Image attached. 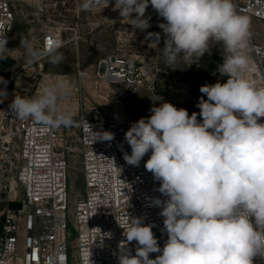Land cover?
<instances>
[{
    "label": "clouds",
    "instance_id": "obj_1",
    "mask_svg": "<svg viewBox=\"0 0 264 264\" xmlns=\"http://www.w3.org/2000/svg\"><path fill=\"white\" fill-rule=\"evenodd\" d=\"M109 3L83 0L81 7L104 9ZM149 4L165 21L158 24L164 34L159 52L168 66L180 58L191 66L219 45L217 71L227 79L200 86L199 113L189 115L160 97L159 106L154 102L149 109L151 115L132 122L124 133L131 148V154L123 153L128 165L138 167L150 153L144 167L164 197L153 198L152 205L164 218L161 232L167 240L161 248L154 225L144 224L143 217L129 218L127 229L122 227L126 242L120 244L119 264L264 262V86L248 75L250 18L236 11L233 0H114L112 10L143 31L151 26V17L145 16ZM148 37L159 43L161 34L150 32ZM7 43V36H0V60L12 51ZM20 46L32 58L47 55L52 64L62 59L55 53L59 42L49 43L46 53L23 39ZM7 83L0 77V103L8 97ZM66 94L63 82L45 83L32 97L14 94L9 109L20 119L67 127L73 118L58 107ZM88 127L95 140L114 139L113 132ZM103 235L111 238L110 232ZM132 241L137 242L135 255L126 246ZM151 253L159 255L150 258Z\"/></svg>",
    "mask_w": 264,
    "mask_h": 264
},
{
    "label": "built area",
    "instance_id": "obj_2",
    "mask_svg": "<svg viewBox=\"0 0 264 264\" xmlns=\"http://www.w3.org/2000/svg\"><path fill=\"white\" fill-rule=\"evenodd\" d=\"M233 3L236 11L250 20L264 21V0ZM16 5V0H0V36H7L8 48L16 25ZM49 41L53 45L59 42L55 51L63 44L59 35L47 29L42 36L43 53L48 51ZM247 55L252 69L249 78L264 86V44L255 40L252 31ZM99 66L105 68L103 75L112 83L131 81L141 71L134 62L115 55L103 59ZM12 82L8 81L6 89ZM18 95L32 97L30 91ZM11 101L7 98L0 103V177L14 178L23 194L19 200L9 197L0 209V264H85L86 260L88 264H119L120 244L126 242L123 228L127 229L129 218L134 217L154 225L152 231L163 248L167 240L161 232L164 218L152 199L164 197L157 191L159 182L144 167L150 153L138 167L123 159L124 152L131 154L124 133L135 120L120 117L103 105L85 111L77 161L82 190L77 191L72 185L67 137L58 128L17 118L9 109ZM88 125L93 132H113L114 139L95 140ZM11 203L19 205L11 208ZM109 232L111 238L103 235ZM72 234L75 238L69 242ZM136 243L126 244L132 255ZM157 255L151 253L150 258Z\"/></svg>",
    "mask_w": 264,
    "mask_h": 264
},
{
    "label": "rangeland",
    "instance_id": "obj_3",
    "mask_svg": "<svg viewBox=\"0 0 264 264\" xmlns=\"http://www.w3.org/2000/svg\"><path fill=\"white\" fill-rule=\"evenodd\" d=\"M83 0H16V25L11 37L7 59H4L1 76L13 81L8 90L10 94L30 91L35 95L45 83L63 82L67 94L58 101V107L73 118L67 127H59L68 139L69 157L71 159L72 185L77 191L82 190L79 177V128L85 111L94 106L103 105L117 112V103L121 104V114L138 121L141 117L151 115L149 109L155 102L159 106L160 97L177 108H185L189 115L199 113L196 107L201 97L199 88L204 84L224 83L227 77H221L217 71L222 63L219 45L212 46L197 63L188 66L182 58L168 66L160 55L159 48L164 47L163 30L158 24L165 23L151 7L145 16L151 17L150 27L141 31L133 29L130 21L119 17L113 11L114 0L102 9L97 7L84 10ZM251 31L255 40L264 44V21L250 20ZM51 30L63 39L62 46L55 51L62 57L58 64L49 62L47 55L39 58L30 57L25 48L20 46V39L30 42L35 50L42 52V36ZM160 33L159 43L148 33ZM123 56L134 62L141 71H137L131 81L112 83L110 91L116 96L113 105L106 103L99 96L102 81L107 80L105 68L99 63L109 56ZM96 67V69H95ZM138 73V74H137ZM98 77V79L95 77ZM112 84H111V83ZM153 100H151V99ZM207 99V97H204ZM157 100V101H156ZM117 109V110H116ZM201 117L198 116V120ZM13 178L0 177V209L5 208L9 197L19 200L22 192H12ZM10 187V189H9ZM11 208L18 207L12 204ZM75 234L69 238L72 242Z\"/></svg>",
    "mask_w": 264,
    "mask_h": 264
},
{
    "label": "bare ground",
    "instance_id": "obj_4",
    "mask_svg": "<svg viewBox=\"0 0 264 264\" xmlns=\"http://www.w3.org/2000/svg\"><path fill=\"white\" fill-rule=\"evenodd\" d=\"M59 37H60L61 41H63L62 37L61 36H59ZM95 69H96V67H95ZM95 77L98 79V77L96 75H95ZM99 80H104V81L101 82L100 87H99V96L106 103V106L113 105L112 102L115 101L116 96L111 93V91H110V85L107 82L108 80H105V79H99ZM117 109H118V114H121L122 109H121L120 102L117 103ZM16 188H17V182L13 178V182H12V192H14L16 190Z\"/></svg>",
    "mask_w": 264,
    "mask_h": 264
},
{
    "label": "trees",
    "instance_id": "obj_5",
    "mask_svg": "<svg viewBox=\"0 0 264 264\" xmlns=\"http://www.w3.org/2000/svg\"><path fill=\"white\" fill-rule=\"evenodd\" d=\"M12 204H18V203H11V205H12ZM18 205H19V204H18Z\"/></svg>",
    "mask_w": 264,
    "mask_h": 264
},
{
    "label": "snow or ice",
    "instance_id": "obj_6",
    "mask_svg": "<svg viewBox=\"0 0 264 264\" xmlns=\"http://www.w3.org/2000/svg\"><path fill=\"white\" fill-rule=\"evenodd\" d=\"M49 43H51V41H49Z\"/></svg>",
    "mask_w": 264,
    "mask_h": 264
}]
</instances>
